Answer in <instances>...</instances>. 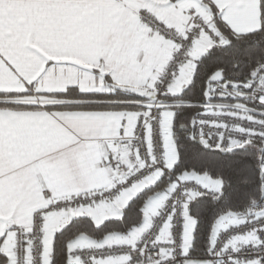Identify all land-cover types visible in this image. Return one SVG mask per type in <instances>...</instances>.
Returning <instances> with one entry per match:
<instances>
[{
    "label": "snow or ice",
    "instance_id": "obj_1",
    "mask_svg": "<svg viewBox=\"0 0 264 264\" xmlns=\"http://www.w3.org/2000/svg\"><path fill=\"white\" fill-rule=\"evenodd\" d=\"M0 264H264V0H0Z\"/></svg>",
    "mask_w": 264,
    "mask_h": 264
}]
</instances>
